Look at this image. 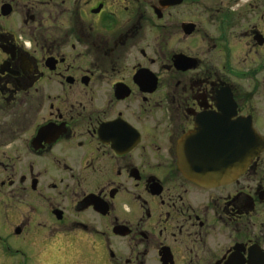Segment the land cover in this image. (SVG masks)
I'll list each match as a JSON object with an SVG mask.
<instances>
[{
	"label": "flooded vegetation",
	"instance_id": "flooded-vegetation-1",
	"mask_svg": "<svg viewBox=\"0 0 264 264\" xmlns=\"http://www.w3.org/2000/svg\"><path fill=\"white\" fill-rule=\"evenodd\" d=\"M251 127L259 155L202 179L250 158ZM12 250L264 264V0H0V264Z\"/></svg>",
	"mask_w": 264,
	"mask_h": 264
},
{
	"label": "water",
	"instance_id": "water-1",
	"mask_svg": "<svg viewBox=\"0 0 264 264\" xmlns=\"http://www.w3.org/2000/svg\"><path fill=\"white\" fill-rule=\"evenodd\" d=\"M246 135L247 139L249 138L250 158H248L247 156L243 163H235L234 166H230L229 160L227 159L226 162L223 161V163H220L217 168L214 167L213 169L203 171L202 179L212 182L214 183V185H221L222 183L227 181V179H229L233 174H237L241 170H244V168L249 165V162H251L254 157L259 155V153L263 149V143L261 142V138L252 127L250 128V132H247Z\"/></svg>",
	"mask_w": 264,
	"mask_h": 264
},
{
	"label": "rangeland",
	"instance_id": "rangeland-1",
	"mask_svg": "<svg viewBox=\"0 0 264 264\" xmlns=\"http://www.w3.org/2000/svg\"><path fill=\"white\" fill-rule=\"evenodd\" d=\"M20 244H22V243H20ZM17 245H18V243H17ZM23 254L24 253H18V252H16V250H12V253L10 254V256L7 257V260H6L7 264H30V262L25 259Z\"/></svg>",
	"mask_w": 264,
	"mask_h": 264
}]
</instances>
